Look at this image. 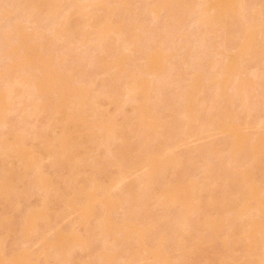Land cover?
Segmentation results:
<instances>
[{
  "label": "rangeland",
  "instance_id": "1",
  "mask_svg": "<svg viewBox=\"0 0 264 264\" xmlns=\"http://www.w3.org/2000/svg\"><path fill=\"white\" fill-rule=\"evenodd\" d=\"M0 264H264V0H0Z\"/></svg>",
  "mask_w": 264,
  "mask_h": 264
}]
</instances>
